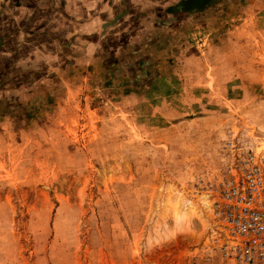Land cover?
Masks as SVG:
<instances>
[{"label":"rangeland","instance_id":"obj_1","mask_svg":"<svg viewBox=\"0 0 264 264\" xmlns=\"http://www.w3.org/2000/svg\"><path fill=\"white\" fill-rule=\"evenodd\" d=\"M171 1L101 62L0 67V264H204L206 190L264 151V0Z\"/></svg>","mask_w":264,"mask_h":264},{"label":"crops","instance_id":"obj_2","mask_svg":"<svg viewBox=\"0 0 264 264\" xmlns=\"http://www.w3.org/2000/svg\"><path fill=\"white\" fill-rule=\"evenodd\" d=\"M160 4L170 6L173 2L0 0V67L29 62L50 66L65 63V68L75 69L80 62H101L105 55L115 54L117 49L114 43L124 30L130 29L133 15L138 16V21L141 18L152 19L150 9ZM189 4L190 0H183L173 5L175 8L169 11L176 16H171L181 19L182 14L200 12L185 9ZM126 22H129V26Z\"/></svg>","mask_w":264,"mask_h":264},{"label":"built area","instance_id":"obj_3","mask_svg":"<svg viewBox=\"0 0 264 264\" xmlns=\"http://www.w3.org/2000/svg\"><path fill=\"white\" fill-rule=\"evenodd\" d=\"M206 193L214 228L203 263L264 264V151L237 147Z\"/></svg>","mask_w":264,"mask_h":264},{"label":"trees","instance_id":"obj_4","mask_svg":"<svg viewBox=\"0 0 264 264\" xmlns=\"http://www.w3.org/2000/svg\"><path fill=\"white\" fill-rule=\"evenodd\" d=\"M193 3V4H192ZM196 2V0H194V2H192L190 0V4L187 7H184L185 9L189 10V11H197V10H203L204 8L208 7L209 5H212L214 3V0H205L202 4ZM197 4V5H196ZM204 4V5H203ZM196 7H194V6Z\"/></svg>","mask_w":264,"mask_h":264},{"label":"bare ground","instance_id":"obj_5","mask_svg":"<svg viewBox=\"0 0 264 264\" xmlns=\"http://www.w3.org/2000/svg\"><path fill=\"white\" fill-rule=\"evenodd\" d=\"M204 1H205V0H196V2H198L199 4H200V3L202 4ZM198 3H197V4H198ZM192 4H193V3H192ZM197 4H196V5H197ZM203 5H204V4H203ZM193 6H194V5H193ZM194 7H196V6H194Z\"/></svg>","mask_w":264,"mask_h":264},{"label":"flooded vegetation","instance_id":"obj_6","mask_svg":"<svg viewBox=\"0 0 264 264\" xmlns=\"http://www.w3.org/2000/svg\"><path fill=\"white\" fill-rule=\"evenodd\" d=\"M192 2H194V0ZM186 6H188V5H186Z\"/></svg>","mask_w":264,"mask_h":264}]
</instances>
